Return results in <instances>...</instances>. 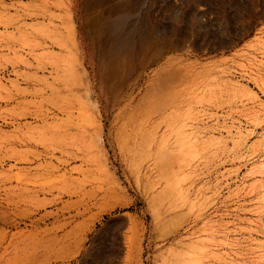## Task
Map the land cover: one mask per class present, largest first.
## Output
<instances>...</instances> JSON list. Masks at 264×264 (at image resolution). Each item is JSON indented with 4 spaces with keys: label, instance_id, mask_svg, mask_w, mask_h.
<instances>
[{
    "label": "rangeland",
    "instance_id": "374dc122",
    "mask_svg": "<svg viewBox=\"0 0 264 264\" xmlns=\"http://www.w3.org/2000/svg\"><path fill=\"white\" fill-rule=\"evenodd\" d=\"M0 264H264V0H0Z\"/></svg>",
    "mask_w": 264,
    "mask_h": 264
},
{
    "label": "bare ground",
    "instance_id": "6f19581e",
    "mask_svg": "<svg viewBox=\"0 0 264 264\" xmlns=\"http://www.w3.org/2000/svg\"><path fill=\"white\" fill-rule=\"evenodd\" d=\"M122 62V61H121Z\"/></svg>",
    "mask_w": 264,
    "mask_h": 264
}]
</instances>
